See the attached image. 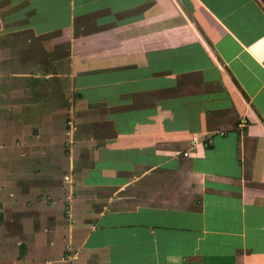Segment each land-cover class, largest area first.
Listing matches in <instances>:
<instances>
[{"label":"crops","instance_id":"obj_1","mask_svg":"<svg viewBox=\"0 0 264 264\" xmlns=\"http://www.w3.org/2000/svg\"><path fill=\"white\" fill-rule=\"evenodd\" d=\"M5 2L0 264H264V0Z\"/></svg>","mask_w":264,"mask_h":264},{"label":"rangeland","instance_id":"obj_2","mask_svg":"<svg viewBox=\"0 0 264 264\" xmlns=\"http://www.w3.org/2000/svg\"><path fill=\"white\" fill-rule=\"evenodd\" d=\"M7 13V6L5 0H0V92L8 93L9 91H18L23 88L22 91L26 92L25 97H27L31 103H34L33 105L36 106L35 111L37 108L40 110V116L37 119V112L35 115L32 116V119L35 118L36 125L38 127H63V131L61 133V136L57 133V130L55 132V135L57 136V144L60 143V139L62 144L68 149V147L71 145L72 142H74V139L70 136V127H73V123H71L70 118L65 114H62V109H60V105H64L61 99L60 89H58V83L56 90L54 89V83L53 79L49 77L46 78H38L31 76L30 83H23L27 82L29 79L24 80L23 78H20L22 76L14 75L13 83L7 84L6 80L9 79V76H11V73L9 72V69L12 71H15L16 68H10L9 65L5 64L4 57L5 52L4 49L12 44L21 43L22 36L21 34L10 36L8 32H6L7 28V22L5 20V16ZM8 34V35H7ZM14 51H17V58H23L27 52H24L22 49H14ZM45 57L48 58L50 56L57 55V52H45ZM31 58L35 57L37 54L31 53ZM48 64V63H47ZM20 70V69H18ZM58 70V69H57ZM42 71L46 72L43 74L49 73V71H53V68H51L48 64V66ZM33 75L35 72H30ZM6 74L8 76H6ZM42 74V73H41ZM58 78V76H57ZM35 79V80H34ZM39 79V80H38ZM12 88V89H11ZM20 91V90H19ZM34 101V102H33ZM60 103V104H59ZM0 104H5V100L3 98H0ZM8 116V115H7ZM30 119V121L32 120ZM35 126V127H37ZM67 127V128H65ZM69 150V149H68ZM57 165V169H58Z\"/></svg>","mask_w":264,"mask_h":264},{"label":"built area","instance_id":"obj_3","mask_svg":"<svg viewBox=\"0 0 264 264\" xmlns=\"http://www.w3.org/2000/svg\"><path fill=\"white\" fill-rule=\"evenodd\" d=\"M184 154H187V152H186V151H184Z\"/></svg>","mask_w":264,"mask_h":264}]
</instances>
